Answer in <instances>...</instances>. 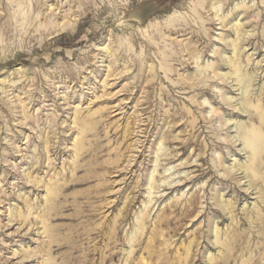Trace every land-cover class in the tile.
<instances>
[{"label": "rangeland", "instance_id": "obj_1", "mask_svg": "<svg viewBox=\"0 0 264 264\" xmlns=\"http://www.w3.org/2000/svg\"><path fill=\"white\" fill-rule=\"evenodd\" d=\"M251 129L264 0H0V264H264Z\"/></svg>", "mask_w": 264, "mask_h": 264}, {"label": "bare ground", "instance_id": "obj_2", "mask_svg": "<svg viewBox=\"0 0 264 264\" xmlns=\"http://www.w3.org/2000/svg\"><path fill=\"white\" fill-rule=\"evenodd\" d=\"M230 61H227V64ZM258 133H260V131H258V130L256 131V130L251 129L250 131L246 132V134L244 135V137H245V146L252 153V156H251L252 159L250 160V161H252V165H251V167L247 168V170H251L252 173H254V171H255V168H254L255 161L261 155V151L264 149V146H262L261 151H259V149H260V146H259L260 145V139L257 138ZM224 208H228V207L226 206ZM190 213H191V211L187 212V214H189V215H190Z\"/></svg>", "mask_w": 264, "mask_h": 264}]
</instances>
